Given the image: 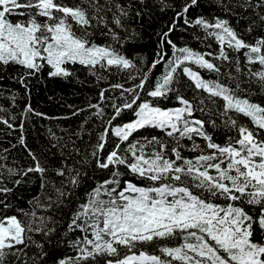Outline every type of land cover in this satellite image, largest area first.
<instances>
[{"label":"snow or ice","instance_id":"1","mask_svg":"<svg viewBox=\"0 0 264 264\" xmlns=\"http://www.w3.org/2000/svg\"><path fill=\"white\" fill-rule=\"evenodd\" d=\"M216 2L223 11L252 9L256 19L247 29L252 42L216 13L190 17V9L201 7L200 0H0V66L18 69L11 79L26 95L32 79L45 72L48 78L68 79L77 64L95 77L97 87L94 103L90 98L83 108L62 117L88 113L73 134L81 138L87 130L85 154L81 156L69 138L66 144L71 143L81 159L69 164L62 158L54 169L61 184L53 183L55 195H45L48 203L39 205L51 208L54 202L71 210L77 202L66 229L80 230L70 241L75 255L53 257L52 264H264V0H238L231 7ZM151 9L172 15L171 23L160 29L148 62L128 55L124 46L137 35L130 20ZM180 20L203 31V36L193 34L194 39L210 48L205 40L214 38L219 50L201 52L174 42L171 34ZM97 36L104 37V43H98ZM226 65L234 71L222 74ZM113 68L117 76L127 72L126 81L110 82ZM201 70L215 73L216 79H205ZM185 77L207 96L198 91L186 98L181 87ZM17 94L7 97L9 107L0 106V112L7 113L0 115V122L19 128L17 142L32 163L13 167L0 162V205L5 212L12 207L8 195L16 186L31 183V174L39 175L42 190L47 183L48 169L24 134L32 115L46 114L26 103L17 116L11 111ZM197 109L199 118L194 115ZM241 115L252 127L240 122ZM17 119L19 125L13 123ZM90 122L92 128L86 129ZM221 127L227 132L223 142H217ZM49 134L54 137L51 130ZM54 139L61 149L66 146L58 143L62 137ZM137 177L139 182L132 179ZM81 188L83 197L77 196ZM32 202L38 204L36 198ZM17 212L26 220L17 214L0 216V264L10 256L19 258L24 249L17 245L25 239L41 249L31 264H42L40 257L47 254L29 233L50 236L56 229L47 223L55 221L51 216L37 219L34 210Z\"/></svg>","mask_w":264,"mask_h":264},{"label":"trees","instance_id":"2","mask_svg":"<svg viewBox=\"0 0 264 264\" xmlns=\"http://www.w3.org/2000/svg\"><path fill=\"white\" fill-rule=\"evenodd\" d=\"M76 2H79V0H76ZM101 2H103V0H101ZM122 2L126 3L127 0H122ZM176 2L179 3L180 0H176ZM237 2L238 0H223V3L227 4L229 7H231L233 3ZM200 4L201 7L190 9V17H192L193 14H198L208 18L211 13H216L221 18H227L231 26H233L239 33L244 34L243 38L245 40L252 42L253 37L247 34L250 21L256 19L252 9L236 7L232 11H223L217 4L216 0H200ZM171 15V12H160L159 10L151 9L142 18L130 20V29L134 27L137 35L134 39L126 42V45L124 46L128 55L131 56L135 54L143 56L148 60V62H150L156 51L157 35L164 25L171 23ZM120 34L121 36L124 35L123 32ZM193 34L197 36L204 35L202 30L189 28L183 24V20H180L176 30L171 34V38L177 43H180L181 41L186 42L190 47L201 52L219 50V45L214 38H206L205 44L211 45V47L208 48L201 44L199 39H194ZM104 40V37L97 36L98 43H104ZM226 51L229 52V55H234L230 49H226ZM169 54H171L170 49ZM238 55L240 56L241 67L243 69V52L241 51ZM206 58L212 59L211 57ZM213 62L218 65L221 63L218 60H213ZM137 63H139V61H137ZM256 66H259L258 63ZM226 70L234 71V68L232 65L221 67L222 74L225 73ZM253 70H255V68H253ZM17 71L18 69L12 66H8L6 68L4 66H0V106H3L4 108L9 107V105L12 104V101L7 99V97L12 95L13 91H15L18 94L16 96L15 105L12 106L11 111L16 113L17 116H19L20 111L26 103H30L31 107L36 111L46 114V117L32 115L30 120L25 123L24 134L28 147L37 154L42 163H44V166L48 169L46 172L47 183L45 188L42 190L40 187L39 175L31 174L29 177L32 181L31 183L24 182L21 185L16 186L12 193L8 195V202L12 205V207L5 212L2 205H0V216L5 214H17L20 219L26 220L25 217L17 212L18 208L24 209L29 213L34 210L37 219L40 216H51L55 223L53 224L52 222H49L47 223V227H54L56 229L54 234L46 237L40 232H34L29 233V235H31L33 240L42 245L44 253L47 254V258L44 256L40 257L42 264H52L53 257H71L75 255V249L70 244V241H74L81 235L80 230L74 229L71 232H68L66 229L67 221L71 218L72 210H75L77 202H73L71 210L62 205H56L54 202L51 208H44L39 205L48 203L45 199V195H55L51 187L53 183H55L57 187L61 184V177L57 176L54 169L60 165L62 158H67V163L71 164L73 160H79L81 159V156L85 154V150L89 144V135L87 130L82 134L81 138H78L73 134L78 130L80 122L85 119V116H87L88 113L84 112L71 118L62 117L66 116L67 113L74 111L75 107L83 108L84 105L89 102L90 98L94 103L97 87L94 83L95 77L91 76L86 69H83L79 64H77L74 69L75 75L68 79L48 78L46 72L43 74L42 78L38 76L37 78L32 79L30 81V95H26L24 93V89L18 81L11 79L12 75ZM158 71L159 68L157 69V72ZM112 72L113 75L110 77V82L115 83L118 79L126 81V77L128 75L127 72H123L119 76L115 74V68L112 69ZM201 74L205 79H216L215 73H208L207 71L201 70ZM184 79L186 84H183L181 87L185 91L186 98L192 99L196 96L198 91L200 96H207V94L203 91L195 90L194 85H191V82L187 81L186 77ZM241 79L243 80L244 77L242 76ZM223 82H227L226 76L223 77ZM99 86L103 87V82H100ZM232 86H234V84ZM172 103L173 102L169 101V105ZM218 103H220L219 100ZM0 115L7 116V113L0 112ZM194 115L199 118L201 116L200 110L197 109ZM216 119L217 123H219V118L217 117ZM239 120L242 123H247L249 127H252L249 118L241 115ZM13 123L19 125L20 121L17 119ZM90 128H92L91 122L86 125V129ZM49 130H51V133L54 134V137H62L58 143L60 145H66L63 149L56 146L57 140L54 139L53 135L49 134ZM209 130L211 131L210 128ZM147 131H150L153 135L159 134V130ZM225 132H227V129L221 127L216 136L217 142H223ZM19 135L20 132L18 127L10 129L3 122H0V158H2L0 162H7L9 166L13 167H27L30 163H32L31 159L27 155V152L17 142ZM69 138L75 141V146L80 149L81 156H77V154L72 151L73 145L71 143L66 144ZM196 139L199 140L200 138L197 137ZM91 140H95L94 131L91 135ZM185 143H187L186 140ZM5 150H7L6 154ZM185 154L190 155L192 153L186 151ZM14 161L15 163H13ZM97 178L103 179L105 177L98 176ZM132 179L139 182L138 177ZM88 183L94 186L95 182L89 181ZM8 186L12 187V184L9 182ZM84 191L85 189L81 188L77 192V196L83 197ZM41 192H43V194L38 195ZM33 198H36L38 204L35 202L30 203L33 201ZM3 199V194H0V200ZM61 233H64V235L61 236ZM57 237H60L62 243L57 239ZM25 244L27 247H25ZM17 247L24 249V253H26L29 258L28 264H31L33 256L39 255L41 251V249L37 248L27 239H25L24 244L17 245ZM149 251H151V249H149ZM24 253H22L19 258L16 256L8 257L5 264H25Z\"/></svg>","mask_w":264,"mask_h":264},{"label":"rangeland","instance_id":"3","mask_svg":"<svg viewBox=\"0 0 264 264\" xmlns=\"http://www.w3.org/2000/svg\"><path fill=\"white\" fill-rule=\"evenodd\" d=\"M13 18H15V19H16V18H18V17H13Z\"/></svg>","mask_w":264,"mask_h":264}]
</instances>
